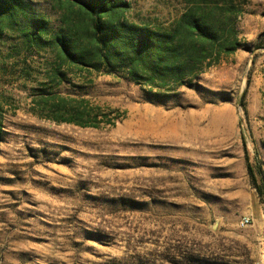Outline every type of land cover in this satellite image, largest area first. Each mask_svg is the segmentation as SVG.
<instances>
[{"label":"rangeland","instance_id":"374dc122","mask_svg":"<svg viewBox=\"0 0 264 264\" xmlns=\"http://www.w3.org/2000/svg\"><path fill=\"white\" fill-rule=\"evenodd\" d=\"M21 1L0 14V264H264V201L242 146L264 177V0H193L194 14L234 23L220 43L239 46H206L179 87L64 61L47 41L86 46V14L69 0ZM118 1V20L149 30L187 10ZM35 18L45 42L28 47ZM71 109L97 113L98 127L44 117Z\"/></svg>","mask_w":264,"mask_h":264},{"label":"trees","instance_id":"16d2710c","mask_svg":"<svg viewBox=\"0 0 264 264\" xmlns=\"http://www.w3.org/2000/svg\"><path fill=\"white\" fill-rule=\"evenodd\" d=\"M182 1L187 5L186 12L169 31H157L118 20L122 12L120 7L124 6V3L118 0H69L71 5L77 6L88 18L86 46L81 48L71 44L73 38L68 34H55L47 42L53 44L61 59L79 68L96 71H99L102 66L111 70L121 68L127 73L128 78L138 83L141 81L144 84L161 85L157 80L169 78L174 87L190 86L191 83L186 78L195 76L202 70L203 62L209 56L206 53V46L220 43L225 29L232 31L234 23L229 24L224 22L226 19L215 17L207 21L193 13V0ZM21 2V0H4L0 6V14L4 13L12 18L16 7L21 6ZM105 16H115L118 27L106 21ZM237 16V12H232L228 14L227 20L234 21ZM33 20L36 29H33V34L26 37L29 42L28 47H31L33 43L45 42L43 34L47 33L44 19ZM220 44V48L227 53L233 52L239 46L234 40L229 44ZM56 75L60 73L56 72ZM51 80L54 85L60 83L59 77L54 76ZM44 102H46L45 99ZM51 110H60V108L55 105ZM44 117L59 123L95 128L98 127L100 120L97 113L87 110L78 111V109L56 112ZM2 120L3 115L0 110V141L3 134ZM242 146L250 183L258 197L264 201L263 173L250 163L244 141Z\"/></svg>","mask_w":264,"mask_h":264},{"label":"built area","instance_id":"2783aa9c","mask_svg":"<svg viewBox=\"0 0 264 264\" xmlns=\"http://www.w3.org/2000/svg\"><path fill=\"white\" fill-rule=\"evenodd\" d=\"M251 223V218L249 216H242L238 221V226L244 228Z\"/></svg>","mask_w":264,"mask_h":264}]
</instances>
